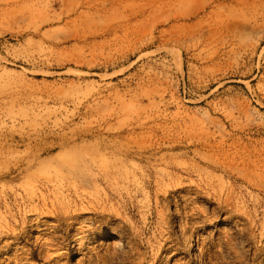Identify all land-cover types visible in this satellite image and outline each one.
<instances>
[{
  "label": "rangeland",
  "instance_id": "rangeland-1",
  "mask_svg": "<svg viewBox=\"0 0 264 264\" xmlns=\"http://www.w3.org/2000/svg\"><path fill=\"white\" fill-rule=\"evenodd\" d=\"M0 264H264V0H0Z\"/></svg>",
  "mask_w": 264,
  "mask_h": 264
},
{
  "label": "bare ground",
  "instance_id": "bare-ground-1",
  "mask_svg": "<svg viewBox=\"0 0 264 264\" xmlns=\"http://www.w3.org/2000/svg\"><path fill=\"white\" fill-rule=\"evenodd\" d=\"M29 165H31V164H29ZM119 245H123V242L117 237H112V239L109 243V246H119Z\"/></svg>",
  "mask_w": 264,
  "mask_h": 264
}]
</instances>
